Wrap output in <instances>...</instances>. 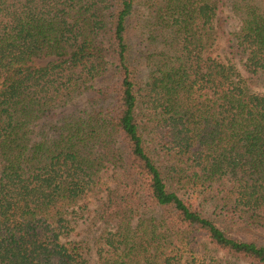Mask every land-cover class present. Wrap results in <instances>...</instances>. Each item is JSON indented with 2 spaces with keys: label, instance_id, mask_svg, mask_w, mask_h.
<instances>
[{
  "label": "trees",
  "instance_id": "trees-1",
  "mask_svg": "<svg viewBox=\"0 0 264 264\" xmlns=\"http://www.w3.org/2000/svg\"><path fill=\"white\" fill-rule=\"evenodd\" d=\"M219 4L0 0V264H87L65 239L92 199L97 264H264V0L232 2L243 72Z\"/></svg>",
  "mask_w": 264,
  "mask_h": 264
},
{
  "label": "rangeland",
  "instance_id": "rangeland-1",
  "mask_svg": "<svg viewBox=\"0 0 264 264\" xmlns=\"http://www.w3.org/2000/svg\"><path fill=\"white\" fill-rule=\"evenodd\" d=\"M233 1L220 0V9L215 19L218 40L215 44L213 56L223 62L234 64L238 70L243 72V58L236 45L240 19L232 12ZM52 60L51 58L35 59L33 65L36 67L43 66ZM111 75V71H109L105 76L93 81L91 88L79 95L69 105L60 109L55 119L71 113L95 108L97 104H100L98 92L100 89L105 91V88L111 83ZM252 88L253 91L264 92V87L260 84L254 85ZM110 98L111 96H108L104 104ZM97 206L98 203L92 199L85 208L77 209L75 213L69 216L72 232L65 239V241L77 242L82 247L87 264H97L94 245L98 236L107 228V225L103 221L95 218ZM232 233L236 236H241L236 230H233Z\"/></svg>",
  "mask_w": 264,
  "mask_h": 264
}]
</instances>
